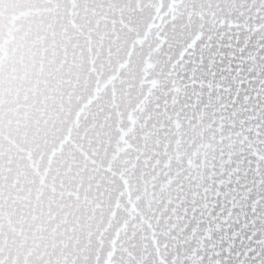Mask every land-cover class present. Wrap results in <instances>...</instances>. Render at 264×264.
Segmentation results:
<instances>
[{
  "label": "snow or ice",
  "instance_id": "1",
  "mask_svg": "<svg viewBox=\"0 0 264 264\" xmlns=\"http://www.w3.org/2000/svg\"><path fill=\"white\" fill-rule=\"evenodd\" d=\"M0 264H264V0H0Z\"/></svg>",
  "mask_w": 264,
  "mask_h": 264
}]
</instances>
